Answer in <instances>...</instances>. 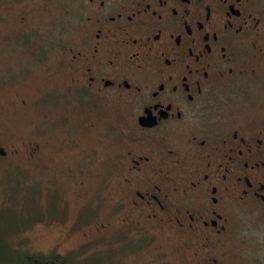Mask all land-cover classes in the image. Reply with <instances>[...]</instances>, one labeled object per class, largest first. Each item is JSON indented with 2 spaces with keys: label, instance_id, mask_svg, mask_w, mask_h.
I'll return each instance as SVG.
<instances>
[{
  "label": "flooded vegetation",
  "instance_id": "obj_1",
  "mask_svg": "<svg viewBox=\"0 0 264 264\" xmlns=\"http://www.w3.org/2000/svg\"><path fill=\"white\" fill-rule=\"evenodd\" d=\"M0 21V49L48 66L56 48L64 78L0 106L34 117L0 133L1 159L102 146L100 238L157 264H264V0H0Z\"/></svg>",
  "mask_w": 264,
  "mask_h": 264
},
{
  "label": "rangeland",
  "instance_id": "obj_2",
  "mask_svg": "<svg viewBox=\"0 0 264 264\" xmlns=\"http://www.w3.org/2000/svg\"><path fill=\"white\" fill-rule=\"evenodd\" d=\"M50 23L47 21L46 26ZM39 33L46 34L44 29ZM58 38L56 31L53 41L57 42ZM8 48V44H3L0 49V106H8L16 98L33 97L38 90L63 89L64 78L58 69L61 53L56 48L44 59L51 67L50 73L42 69L48 67L42 60L28 63L26 52ZM58 96L57 92L53 94L55 100ZM64 101L59 99L60 103ZM112 113L104 109L100 116L104 124L101 129L107 128ZM25 117H31L34 122L28 109H8L0 116V133L19 141L25 136L24 130L33 124ZM57 134L63 137L61 132ZM105 152L102 146L96 150L70 149L67 154L39 163L0 158V264L18 263L26 254H60L69 264H157L146 255H127L124 253L127 250L122 248L125 243L118 241L113 233L100 238V232L94 229L98 211L95 196L106 185L99 168V163L106 162ZM84 158V167L78 171L76 167Z\"/></svg>",
  "mask_w": 264,
  "mask_h": 264
},
{
  "label": "trees",
  "instance_id": "obj_3",
  "mask_svg": "<svg viewBox=\"0 0 264 264\" xmlns=\"http://www.w3.org/2000/svg\"><path fill=\"white\" fill-rule=\"evenodd\" d=\"M14 264H69L68 259L60 254H50L47 256L37 254H26Z\"/></svg>",
  "mask_w": 264,
  "mask_h": 264
}]
</instances>
